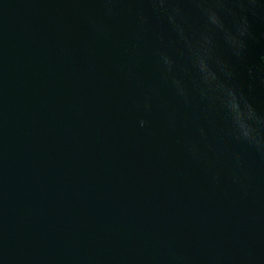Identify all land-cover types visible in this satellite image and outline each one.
<instances>
[{
  "label": "water",
  "instance_id": "95a60500",
  "mask_svg": "<svg viewBox=\"0 0 264 264\" xmlns=\"http://www.w3.org/2000/svg\"><path fill=\"white\" fill-rule=\"evenodd\" d=\"M0 264H264V0H0Z\"/></svg>",
  "mask_w": 264,
  "mask_h": 264
}]
</instances>
